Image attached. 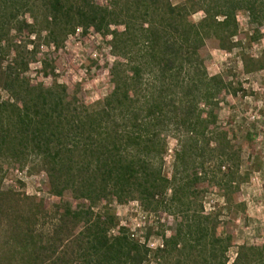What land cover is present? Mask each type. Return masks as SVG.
I'll list each match as a JSON object with an SVG mask.
<instances>
[{
    "label": "trees",
    "instance_id": "trees-1",
    "mask_svg": "<svg viewBox=\"0 0 264 264\" xmlns=\"http://www.w3.org/2000/svg\"><path fill=\"white\" fill-rule=\"evenodd\" d=\"M105 1L38 0V21L31 12L34 0H0V88L8 94L0 99V159L19 163L30 153L46 173L48 191L73 201L59 206L57 230L67 234L52 253L54 264L69 257L70 264H145L150 255L156 264H228L236 214L244 211L236 197L239 155L227 132L216 127L218 97L228 85L207 73L202 50L206 40L223 51L237 46V13L261 26L264 0ZM196 13L203 16L194 22ZM90 28L111 36L117 59L110 72L113 89L103 104L90 109L78 89L57 84L51 62L42 65L44 77L53 80L49 87L25 77L37 52L30 37L47 31L60 45L58 36ZM169 135L177 148L166 177ZM228 160L234 167L223 173ZM206 184L224 199L226 221L204 212ZM0 200L19 202L1 192ZM129 200L172 217L174 226L169 235L160 234L156 249L119 227L108 208L94 212L98 203ZM22 201L35 213L45 207L32 205L29 197ZM4 213L8 220L18 214L12 206ZM11 239H18L19 254L29 261L50 251V242L26 224ZM231 264H264V245L238 246Z\"/></svg>",
    "mask_w": 264,
    "mask_h": 264
},
{
    "label": "rangeland",
    "instance_id": "rangeland-1",
    "mask_svg": "<svg viewBox=\"0 0 264 264\" xmlns=\"http://www.w3.org/2000/svg\"><path fill=\"white\" fill-rule=\"evenodd\" d=\"M37 1L34 0L36 5L31 12L40 21L42 9ZM182 1L171 0V3L177 5ZM97 2L102 5L106 3L105 0ZM202 16V13H196L192 20L197 22ZM25 18L30 21L28 15ZM237 22L239 34L232 40L238 43L237 46L223 51L217 48L215 41L206 40L202 50L207 73L222 77L228 85V89L218 97L216 127L227 132L232 151L239 155L238 161H235L238 165L237 179L240 181L236 183L239 191L235 194L244 211L236 214L234 245L227 252L228 264L233 262L238 246L264 245V24L258 26L250 23L245 12L237 13ZM39 26L37 29L43 27ZM113 29L111 27L110 31ZM58 39L62 40L60 45L51 42L47 31L40 32L36 38L30 37L37 52L25 77L32 84L42 83L49 87L53 80L51 76L44 77L42 65L43 62H51L57 84L66 85L70 91L78 89V96L86 107L92 109L100 106L113 89L110 72L117 59L110 48L111 36L90 28L75 31L64 38L58 36ZM27 49L31 50L32 46L29 45ZM0 99H8V94L2 88ZM176 148V140L169 135L162 162V171L166 177L172 174ZM222 165L224 168L221 171L226 173L234 167V161L228 160ZM46 182V173L30 153L19 163L6 158L0 159V192L19 200L18 203L11 202V205L0 200L3 205L0 215V264H54L52 253L56 249L60 251V239L67 234V230H57L56 219L61 213L59 206L66 200L73 201L70 197L61 201L53 196L48 191ZM204 191L200 198L204 212L217 213L222 221H226L224 199L209 184L204 186ZM24 197L31 198L35 203L32 205L44 203L45 207L41 206L38 213H35L34 206L22 201ZM8 206H12L18 213L12 215L10 221L4 213ZM105 207L115 215L119 227L126 228L135 240L146 243L151 250L161 245L160 234L169 235L170 228L174 226L172 217L161 212H146L137 200L122 204L115 201L98 203L94 212L104 211ZM25 224L31 226L36 235L39 234L50 242V251H46L37 260L31 258L29 261L26 256L23 259L17 247L18 239L16 242L11 239ZM224 230L225 228H221L218 232L222 234ZM116 231L117 229H113L111 234H116ZM70 258L65 264H70ZM145 264H156L152 255Z\"/></svg>",
    "mask_w": 264,
    "mask_h": 264
},
{
    "label": "built area",
    "instance_id": "built-area-1",
    "mask_svg": "<svg viewBox=\"0 0 264 264\" xmlns=\"http://www.w3.org/2000/svg\"><path fill=\"white\" fill-rule=\"evenodd\" d=\"M76 31H79V29H78V30H76Z\"/></svg>",
    "mask_w": 264,
    "mask_h": 264
}]
</instances>
